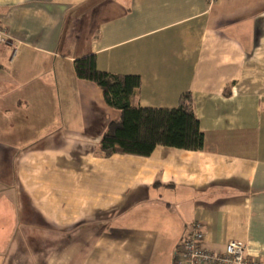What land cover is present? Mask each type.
<instances>
[{
  "label": "crops",
  "instance_id": "0c3cea01",
  "mask_svg": "<svg viewBox=\"0 0 264 264\" xmlns=\"http://www.w3.org/2000/svg\"><path fill=\"white\" fill-rule=\"evenodd\" d=\"M0 25V264H174L194 224L264 264V0H0ZM88 56L137 108L190 94L204 148L102 156Z\"/></svg>",
  "mask_w": 264,
  "mask_h": 264
},
{
  "label": "trees",
  "instance_id": "16d2710c",
  "mask_svg": "<svg viewBox=\"0 0 264 264\" xmlns=\"http://www.w3.org/2000/svg\"><path fill=\"white\" fill-rule=\"evenodd\" d=\"M74 69L78 79L98 86L106 104L121 113L119 120L109 124L99 143L102 156L147 158L159 146L185 151L204 148V134L190 94L183 95L175 109L137 108L133 102L141 87L139 77L102 72L95 56L76 60Z\"/></svg>",
  "mask_w": 264,
  "mask_h": 264
},
{
  "label": "built area",
  "instance_id": "2783aa9c",
  "mask_svg": "<svg viewBox=\"0 0 264 264\" xmlns=\"http://www.w3.org/2000/svg\"><path fill=\"white\" fill-rule=\"evenodd\" d=\"M3 45L11 48V59H13L17 54L18 46L12 42L4 27L0 25V49ZM204 241L205 234L201 226L194 224L186 240L177 247L174 264H261L247 257L244 243L230 241L223 253H216L206 250Z\"/></svg>",
  "mask_w": 264,
  "mask_h": 264
}]
</instances>
